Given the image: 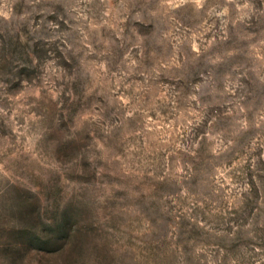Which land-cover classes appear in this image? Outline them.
I'll use <instances>...</instances> for the list:
<instances>
[{
  "label": "clouds",
  "instance_id": "9594fccd",
  "mask_svg": "<svg viewBox=\"0 0 264 264\" xmlns=\"http://www.w3.org/2000/svg\"><path fill=\"white\" fill-rule=\"evenodd\" d=\"M0 264H264V0H0Z\"/></svg>",
  "mask_w": 264,
  "mask_h": 264
}]
</instances>
